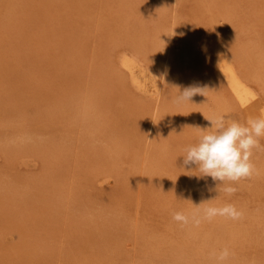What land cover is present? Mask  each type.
<instances>
[{"label":"rangeland","instance_id":"374dc122","mask_svg":"<svg viewBox=\"0 0 264 264\" xmlns=\"http://www.w3.org/2000/svg\"><path fill=\"white\" fill-rule=\"evenodd\" d=\"M261 51L264 0H0V264H216L224 247L264 264V151L231 197L183 163L205 117L261 115ZM190 85L207 91L176 104ZM225 203L243 217L172 219Z\"/></svg>","mask_w":264,"mask_h":264},{"label":"clouds","instance_id":"9594fccd","mask_svg":"<svg viewBox=\"0 0 264 264\" xmlns=\"http://www.w3.org/2000/svg\"><path fill=\"white\" fill-rule=\"evenodd\" d=\"M206 91L205 87L187 86L178 93L174 102L178 105L190 103L193 96L204 95ZM205 119L211 126L203 130L198 128L200 129L198 141L184 149V171L198 172L199 175H195L198 178L211 177L217 182V188L231 197L238 191L235 184L260 175V170L253 163L252 157L254 151H264V145L260 143L261 138H264V109L261 110L260 116L249 117L243 123L224 114ZM193 165L194 169L190 167ZM201 205L188 214L174 212L172 219L184 227L199 226L203 221H211L215 217L240 220L244 215L233 203L203 208ZM212 255L216 264H225L232 253L229 248L224 247Z\"/></svg>","mask_w":264,"mask_h":264},{"label":"bare ground","instance_id":"6f19581e","mask_svg":"<svg viewBox=\"0 0 264 264\" xmlns=\"http://www.w3.org/2000/svg\"><path fill=\"white\" fill-rule=\"evenodd\" d=\"M123 52V50L121 51ZM263 51L260 52V54H262ZM264 53V52H263ZM120 54V53H119ZM118 54V55H119ZM258 55V54H257ZM134 55L127 53V52H123L121 57H120V62L122 64L123 67H125V69L128 72V77L131 82V84H133L134 86L138 87V88H142V89H147L151 87V89L153 88H157L158 86V82L156 81L157 78H155L153 76V74H151L150 71H152L147 65H145L142 62H139L136 58L133 57ZM257 58V56H256ZM262 58V56H261ZM224 63V59L222 64ZM150 65V64H149ZM261 65V64H260ZM263 67L261 66V69ZM260 69V70H261ZM154 70V69H153ZM259 70V71H260ZM155 71V70H154ZM153 71V72H154ZM263 71V69H262ZM264 73V71H263ZM261 74V72H260ZM259 75V74H258ZM255 76V75H254ZM261 78H263L264 76H260ZM233 82V81H232ZM238 83V82H237ZM239 84V83H238ZM153 93V92H152ZM254 104V103H253ZM249 109H251V111H253V107H255V105H249ZM259 107V106H258ZM257 107V108H258Z\"/></svg>","mask_w":264,"mask_h":264}]
</instances>
